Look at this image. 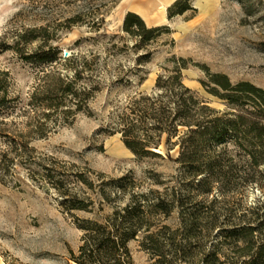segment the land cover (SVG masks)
<instances>
[{
    "label": "trees",
    "instance_id": "obj_1",
    "mask_svg": "<svg viewBox=\"0 0 264 264\" xmlns=\"http://www.w3.org/2000/svg\"><path fill=\"white\" fill-rule=\"evenodd\" d=\"M238 1L247 6L250 0ZM189 10L196 11L189 0H176L168 16ZM123 31L137 38L134 47L140 49L171 28L149 27L141 15L129 11ZM18 46L17 41L6 48L35 65L64 60L68 66L67 74L61 72L53 84L31 96L32 108L45 109L40 127L52 117L67 122L78 113L91 114L89 102L105 82L97 58L62 57L60 47L52 45L32 52ZM151 54L147 50L137 64L148 62ZM172 61L151 92L129 95L114 107L110 128L137 156L176 162L177 175L163 180L154 173L157 187L144 189L132 174L95 184L87 172L44 167L43 180L55 189L59 204L83 232L78 251L71 253L79 264H136L130 247L134 240L151 264H264V195L253 202L235 196L248 183L264 188V88L247 80L233 82L227 74L205 68L208 74L202 85L225 104L218 109L184 82L187 59L174 56ZM117 72L110 77L111 84L125 82L123 71ZM9 86L7 73L0 71V116L4 117L20 104ZM7 144L0 157L3 174L30 148L16 138ZM173 150L178 151L176 157ZM76 182L96 193L98 207L95 198L73 191ZM105 205L111 211L98 217L75 213L101 212Z\"/></svg>",
    "mask_w": 264,
    "mask_h": 264
},
{
    "label": "rangeland",
    "instance_id": "obj_2",
    "mask_svg": "<svg viewBox=\"0 0 264 264\" xmlns=\"http://www.w3.org/2000/svg\"><path fill=\"white\" fill-rule=\"evenodd\" d=\"M175 1L0 0V71L7 73L10 93L20 100L15 112L0 116V157L10 139L30 146L9 173L0 172V264H79L71 253L78 251L83 232L59 204L55 189L43 180L45 166L87 172L95 184L132 174L144 189L157 187L154 173L163 180L177 175L176 162L137 156L122 135L110 128L114 107L129 95L151 92L159 74L173 66L174 56L187 59L184 82L218 109L225 104L202 85L208 74L205 68L225 73L233 82L247 80L264 88V0H250L247 6L238 0H189L196 11L170 19L168 8ZM129 11L138 12L149 27L169 25L171 32L136 49L137 38L123 31ZM17 41L25 52L52 45L60 47L62 57L97 58L105 82L89 102L91 114L81 112L67 122L52 117L46 127H40L45 109L32 108L31 96L53 84L61 72L67 74L68 66L64 60L52 65L26 62L14 49L6 48ZM147 50L152 53L150 60L137 64ZM119 70L125 82L111 84L110 77ZM171 153L178 155L177 150ZM73 191L95 198L99 206L93 190L76 182ZM238 191L235 196L245 202L264 195L258 183ZM110 211L111 206L105 205L101 212L75 213L98 217ZM130 247L136 264H151L138 241Z\"/></svg>",
    "mask_w": 264,
    "mask_h": 264
},
{
    "label": "crops",
    "instance_id": "obj_3",
    "mask_svg": "<svg viewBox=\"0 0 264 264\" xmlns=\"http://www.w3.org/2000/svg\"><path fill=\"white\" fill-rule=\"evenodd\" d=\"M138 13V12H137Z\"/></svg>",
    "mask_w": 264,
    "mask_h": 264
}]
</instances>
